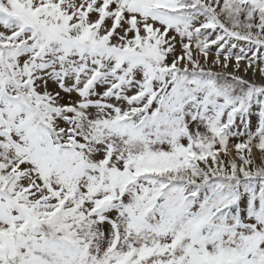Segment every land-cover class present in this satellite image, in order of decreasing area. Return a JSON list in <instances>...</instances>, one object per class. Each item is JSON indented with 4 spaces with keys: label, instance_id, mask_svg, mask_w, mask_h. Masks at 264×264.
I'll use <instances>...</instances> for the list:
<instances>
[{
    "label": "snow or ice",
    "instance_id": "snow-or-ice-1",
    "mask_svg": "<svg viewBox=\"0 0 264 264\" xmlns=\"http://www.w3.org/2000/svg\"><path fill=\"white\" fill-rule=\"evenodd\" d=\"M0 264H264V0H0Z\"/></svg>",
    "mask_w": 264,
    "mask_h": 264
}]
</instances>
